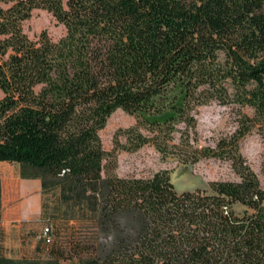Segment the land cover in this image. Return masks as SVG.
Listing matches in <instances>:
<instances>
[{"label": "trees", "instance_id": "1", "mask_svg": "<svg viewBox=\"0 0 264 264\" xmlns=\"http://www.w3.org/2000/svg\"><path fill=\"white\" fill-rule=\"evenodd\" d=\"M34 10L64 35L29 40ZM212 102L236 106V127L198 147L194 110ZM115 110L134 124L105 151ZM252 129L264 135V0H0V163L38 181L49 225L8 258L0 180V264H264V190L238 150ZM145 145L228 162L238 181L117 177L116 151Z\"/></svg>", "mask_w": 264, "mask_h": 264}, {"label": "rangeland", "instance_id": "2", "mask_svg": "<svg viewBox=\"0 0 264 264\" xmlns=\"http://www.w3.org/2000/svg\"><path fill=\"white\" fill-rule=\"evenodd\" d=\"M22 31L26 37L35 41L41 32H45L51 41H57L64 35V28L45 11L34 10L28 20L22 23ZM236 106H220L212 102L206 106H200L194 110L195 137L198 147H214L216 141L225 135H229L236 127ZM241 113L251 116L248 108L241 109ZM134 120L120 110H115L106 119L104 127L98 132L101 148L109 151L115 136L119 145L124 144L122 131L131 127ZM240 155L246 161L250 170L256 176L259 186L264 190V135L255 129L245 135L238 143ZM115 175L120 178H150L154 175L166 177L176 192L183 191H205L208 192L207 184L213 181H238L230 169L229 163L215 159L200 160L194 165H183L170 156H162L154 151L150 145H145L135 152L116 151ZM9 180L6 185L10 191L16 188L15 180L20 184H31L36 188L34 195L37 201L36 210L32 217L20 216L16 225L19 232L14 230L9 233L8 241L5 240L4 247L7 252L15 250V244L20 237V256L29 257L35 242L45 227L49 228L46 221V211L40 219V195L38 183L32 180L20 178V168L16 165L0 164V180ZM11 180V181H10ZM33 183V184H32ZM15 187V188H14ZM2 189V188H1ZM2 198V197H1ZM264 204V203H263ZM20 202H11L8 197L1 202V211L9 213L13 208L19 207ZM242 208L233 206V211L238 214ZM25 223L26 225H23ZM62 264H69L64 262Z\"/></svg>", "mask_w": 264, "mask_h": 264}, {"label": "crops", "instance_id": "3", "mask_svg": "<svg viewBox=\"0 0 264 264\" xmlns=\"http://www.w3.org/2000/svg\"><path fill=\"white\" fill-rule=\"evenodd\" d=\"M0 164H7V163H0ZM16 165V164H12ZM19 166V165H16ZM9 180H2L1 179V188L2 184L4 182V190L2 188V198L1 202H4L5 198L8 197L9 201L11 202H20V206L13 208L8 212L3 210L2 213V226L5 231V240L8 241V235L12 230H14L15 234L19 232V226L16 225L17 219L20 220V216H25L27 218L32 217L36 210L37 201L35 198L36 194V188L32 186L31 184H20L19 180H15L14 183H16V188L14 191H10L9 188L6 185V182ZM11 181V180H10ZM35 184V182L38 183L37 180H32ZM33 184V183H32ZM39 186V184H38ZM20 237L18 236V241L15 244V250L12 252H7L5 250L6 256L8 258L17 259L20 257ZM6 248V247H5Z\"/></svg>", "mask_w": 264, "mask_h": 264}, {"label": "built area", "instance_id": "4", "mask_svg": "<svg viewBox=\"0 0 264 264\" xmlns=\"http://www.w3.org/2000/svg\"><path fill=\"white\" fill-rule=\"evenodd\" d=\"M46 233H47V229H44V230L42 231V236L45 237V236H46Z\"/></svg>", "mask_w": 264, "mask_h": 264}]
</instances>
